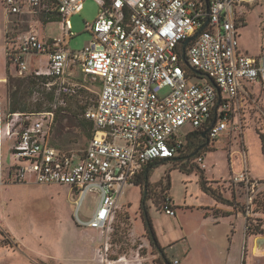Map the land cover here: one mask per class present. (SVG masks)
I'll return each mask as SVG.
<instances>
[{"label": "built area", "instance_id": "1", "mask_svg": "<svg viewBox=\"0 0 264 264\" xmlns=\"http://www.w3.org/2000/svg\"><path fill=\"white\" fill-rule=\"evenodd\" d=\"M94 1L99 13L94 22L85 23L92 39L76 54L68 50L76 37L71 18L83 12L86 0L1 1L6 16L58 17L63 25L59 39L42 41L33 32L7 38L5 56L20 76L47 79L43 85L54 88L63 97L59 106L66 107V99L78 97L85 88L67 75L74 63L82 75L98 81L100 92L82 114L93 126L83 154L70 155L50 144L56 106L50 112L0 118V143L14 140L15 183L32 178L39 185L68 186L77 226L104 233L124 188L148 165L175 161L185 151L189 132L181 135L184 127L191 131L211 123L206 131L209 146L226 133L238 132L234 114L247 94L243 84L259 83L264 89V51L258 57L239 52L238 29L246 22V12L240 10L257 0ZM195 36L183 59V43ZM40 55L48 57L46 69L30 70L27 58ZM182 62L199 79H188ZM202 77L207 82L200 83ZM195 162L206 169L204 155ZM244 177L237 181L246 182ZM88 193L96 194L97 206L86 216L82 207ZM162 211L176 216L170 197Z\"/></svg>", "mask_w": 264, "mask_h": 264}, {"label": "rangeland", "instance_id": "2", "mask_svg": "<svg viewBox=\"0 0 264 264\" xmlns=\"http://www.w3.org/2000/svg\"><path fill=\"white\" fill-rule=\"evenodd\" d=\"M248 9L246 24L238 30L239 48L256 56L264 47V0H257ZM98 13L99 5L86 0L83 12L71 18L76 37L68 43L70 52L80 53L91 41L85 23L94 22ZM38 20L40 17L6 16L0 2L2 120L9 113V79L20 77L15 66L6 67L7 38L17 40L30 32L42 41L63 36L62 22L37 23ZM47 61L46 55L27 58L30 70H45ZM67 75L86 89L82 88L78 97L66 99V107L59 106L63 97L59 99L54 88L35 89L31 101L35 105L40 99L39 91L53 96L52 107L56 106L57 116L50 144L70 155H81L92 131L88 125H74H79L84 110L94 105L100 87L96 79L82 75L74 63L69 65ZM207 80L204 77L199 82ZM234 116L239 126L237 133H226L213 146L203 144L208 147L204 153L205 170L195 162L196 145L188 144L176 161H160L150 172L147 197L146 181L138 186L129 184L120 193L114 219L104 233L77 226L68 186L15 183L11 168L14 160L9 151L12 141L5 142L0 149V264H110L121 258L131 264H158L160 255L151 246L143 221L144 206L158 244L170 262L264 264V155L260 139L264 135V91L242 95ZM189 131V127H184L181 135ZM242 174L246 182L241 184L237 179ZM203 179L233 203V215L220 219L219 224L214 216L221 218L224 211L214 208L212 198L203 193ZM166 197L177 209L175 217L162 211ZM96 206V194L88 193L83 215H91ZM203 211L210 216L206 217Z\"/></svg>", "mask_w": 264, "mask_h": 264}, {"label": "trees", "instance_id": "3", "mask_svg": "<svg viewBox=\"0 0 264 264\" xmlns=\"http://www.w3.org/2000/svg\"><path fill=\"white\" fill-rule=\"evenodd\" d=\"M1 1L2 0H0V2ZM41 20L44 21L45 23H54V22L59 21V20H56L54 17L53 18H42ZM181 54L182 53L180 52V55ZM181 59H182V55H181ZM5 60H6L5 61L6 67H7V69H9L10 63L8 62L7 57ZM182 67H183L184 71L186 72L188 79H190L192 81L199 79V77L196 75V71L193 70L189 64H187V63L184 64V62H182ZM46 83H47V79L37 80V79H35L29 75L28 76H20L19 78H10L9 79V89H8V92H9V108H8L9 113H8V115L9 114H15V113L38 114V113H43V112H50L52 110V106H53L52 102L54 100L53 96L51 94H46L45 91H39L40 95H41L40 99L36 102L35 105H33L32 101H31L32 92H34L35 89H38V90L42 89L43 90V88H45V86L43 84H46ZM59 111L60 112L62 111L61 108ZM56 116H57V112H56ZM74 118L77 119L76 117H74ZM78 122H79V125H74V127L78 128L81 125H88L90 127L89 128L90 131H92L93 126H92L91 122H89L85 119H82V121H78ZM73 123H74V120H73ZM210 127H211V123L204 125L200 129H191V131H189V133L184 138L185 141L188 142V144L196 145L195 153H194L195 161H196V158H198L199 156L204 155V153H206L205 150L208 148L207 145H209V144H208L207 135H206V137H203V134ZM91 136H92V132H91ZM260 139L262 142V153L264 155V135H262L260 137ZM196 140L198 141V143ZM206 142H207V145L203 147V144ZM188 144L186 147H188ZM185 150H186V148H185ZM180 153H181L180 156H182L184 151H180ZM167 162H173V160L161 161V163H167ZM159 164H160V162H154V163L148 165L144 169V171L142 172L137 183L135 180L132 183V185L135 184L138 186V185L142 184V181H146L147 187H148L147 181H148L150 172L154 167L158 166ZM146 183H145V185H146ZM200 186H201L203 193H205L207 196L211 197L217 203L232 207V205H233L232 201L223 197V195L220 192H218L217 189H214L212 186H209L208 182L205 181V179L202 180ZM146 197H147V193H146ZM168 198L169 197H166L164 199V202ZM145 201H146V198H145ZM144 203L145 202L143 200L142 205H144ZM204 215L206 217L210 216L207 212H204ZM222 216L226 217V216H230V214L224 213ZM143 221H144L147 233L149 235V240L151 242V246L160 255L161 261H158V264H173L172 262H170L167 259L166 255L164 253V249L161 248L160 245L158 244L156 235L152 229L150 220L148 218L147 209L145 208V206L143 207ZM246 238L251 239V237H249L248 234H246Z\"/></svg>", "mask_w": 264, "mask_h": 264}, {"label": "crops", "instance_id": "4", "mask_svg": "<svg viewBox=\"0 0 264 264\" xmlns=\"http://www.w3.org/2000/svg\"><path fill=\"white\" fill-rule=\"evenodd\" d=\"M252 7V6H251ZM249 7H244L243 9H241L240 11L241 12H246V14L249 12V9H248ZM26 16L27 15H21V16H19V17H25L26 18ZM27 17H29V16H27ZM246 17V16H245ZM247 18V17H246ZM41 21L42 20H38V22L37 23H41ZM245 24H246V22H245ZM244 24V25H245ZM239 30V29H238ZM30 33H32V32H30ZM46 39H50V38H46ZM264 51V47L263 48H261L260 50H259V52H258V55H256V56H251V57H258L262 52ZM239 52L241 53V54H244V55H248V56H250L248 53H246V52H242L241 51V49L239 48ZM243 86H244V91L245 92H247V94H249V93H262V91H264V89L262 88V86L258 83V84H249V83H244L243 84ZM242 95H246V93H244V94H242ZM224 136V135H223ZM222 136V137H223ZM221 137V138H222ZM220 138V139H221ZM220 139H219V141H220ZM8 141H12V145H11V147L9 148V151H10V153H11V155H12V157H13V154H12V148H13V145H14V140H12V139H5V140H3L1 143H0V149H1V147L3 146V144L5 143V142H8ZM13 160H14V164L13 165H11V168L13 169V167H15L16 165H17V162L15 161V158L13 157ZM176 161V160H175ZM32 184H34V185H37V186H43V185H39V184H37V183H35L34 182V180L32 179V178H29L28 179V181L25 183V184H23V185H26V186H29V185H32ZM45 186V185H44ZM57 186H60V185H57ZM205 194V193H204ZM70 197L72 198V193H71V189H70ZM213 200V199H212ZM118 204V203H117ZM213 204H214V208H216L217 210H223L224 211V213H228V214H230V215H233V211H232V208L233 207H229V206H226V205H223V204H220V203H217L215 200H213ZM117 208H118V205H117ZM202 209H205V207H203ZM175 210H177L176 208H175ZM203 214H204V211H203ZM176 215H177V212H176ZM235 215V219L237 220V219H239V216H237L236 214H234ZM215 217V216H214ZM226 217H229V216H226ZM225 217L224 216H221V218H218V217H215V223L216 224H219L221 221H219L220 219H224ZM83 230H95V231H101V230H97V229H90V228H84ZM102 233H103V231H101ZM90 252V251H89ZM91 253V252H90ZM92 254V253H91ZM93 255V254H92ZM94 257V256H93ZM95 258V257H94ZM175 261H178V260H175ZM174 261V262H175ZM174 262H172L173 264H174ZM179 262V261H178ZM132 262L130 261V260H128L127 258H121L120 260H118L117 262H112V263H110V264H131ZM179 264H181L180 262H179Z\"/></svg>", "mask_w": 264, "mask_h": 264}, {"label": "water", "instance_id": "5", "mask_svg": "<svg viewBox=\"0 0 264 264\" xmlns=\"http://www.w3.org/2000/svg\"><path fill=\"white\" fill-rule=\"evenodd\" d=\"M204 28H205V27H203V28L200 30L199 33H201V32L204 30ZM195 38H196V36L190 38L189 40H187V41H185V42L183 43V51H184L183 59H185V51H186V48L188 47V45H189L191 42H193V41L195 40ZM206 135H207V133L205 132V133L203 134V137H206ZM144 191H145V196H146V193H147V183H146V185L144 186Z\"/></svg>", "mask_w": 264, "mask_h": 264}]
</instances>
